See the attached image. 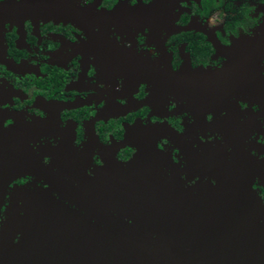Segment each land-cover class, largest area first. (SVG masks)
Instances as JSON below:
<instances>
[{"label":"flooded vegetation","instance_id":"obj_1","mask_svg":"<svg viewBox=\"0 0 264 264\" xmlns=\"http://www.w3.org/2000/svg\"><path fill=\"white\" fill-rule=\"evenodd\" d=\"M200 175L264 204V0H0V227Z\"/></svg>","mask_w":264,"mask_h":264},{"label":"water","instance_id":"obj_2","mask_svg":"<svg viewBox=\"0 0 264 264\" xmlns=\"http://www.w3.org/2000/svg\"><path fill=\"white\" fill-rule=\"evenodd\" d=\"M234 186L202 175L147 191L114 185L105 208L78 193L83 213L39 195L0 227V264H264V204Z\"/></svg>","mask_w":264,"mask_h":264},{"label":"rangeland","instance_id":"obj_3","mask_svg":"<svg viewBox=\"0 0 264 264\" xmlns=\"http://www.w3.org/2000/svg\"><path fill=\"white\" fill-rule=\"evenodd\" d=\"M138 180H140L141 179V177L139 176L138 178H137ZM247 185H245V184H236L234 187H233V191L234 192H239L240 190H243V189H245V187H246ZM218 194H220V193H218ZM88 195V194H87ZM89 196V195H88ZM102 207H103V205L102 204H100ZM103 208H105V207H103Z\"/></svg>","mask_w":264,"mask_h":264}]
</instances>
